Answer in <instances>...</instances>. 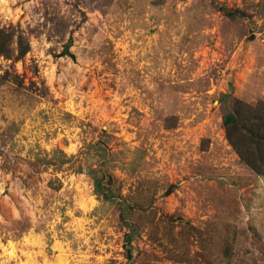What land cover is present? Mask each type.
<instances>
[{
	"label": "rangeland",
	"instance_id": "1",
	"mask_svg": "<svg viewBox=\"0 0 264 264\" xmlns=\"http://www.w3.org/2000/svg\"><path fill=\"white\" fill-rule=\"evenodd\" d=\"M263 152L264 0H0V264H264Z\"/></svg>",
	"mask_w": 264,
	"mask_h": 264
},
{
	"label": "trees",
	"instance_id": "2",
	"mask_svg": "<svg viewBox=\"0 0 264 264\" xmlns=\"http://www.w3.org/2000/svg\"><path fill=\"white\" fill-rule=\"evenodd\" d=\"M20 55H25L28 51H29V43L24 44L23 40L20 39ZM236 123L237 125V120L233 115H228L225 117L224 119V124L226 126H230V125H234ZM244 156H246L245 154H243ZM261 156L263 157L262 162H255V161H250V166L257 171L259 174H263L264 175V152L261 153ZM246 160L249 162V155L248 157H246Z\"/></svg>",
	"mask_w": 264,
	"mask_h": 264
}]
</instances>
